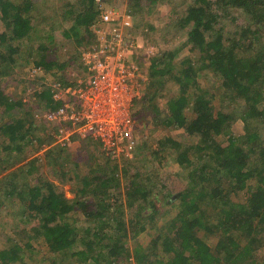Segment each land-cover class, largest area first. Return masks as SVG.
<instances>
[{
    "label": "trees",
    "instance_id": "trees-1",
    "mask_svg": "<svg viewBox=\"0 0 264 264\" xmlns=\"http://www.w3.org/2000/svg\"><path fill=\"white\" fill-rule=\"evenodd\" d=\"M102 1L109 6L117 3ZM45 2L0 0V19L6 26L0 39L41 40L40 15L55 9ZM76 2L67 3L61 16L60 10L55 12L56 25L70 19L72 26L69 32L63 28L64 34L71 32L79 46L86 43L85 47H90L95 35L88 29L98 16L95 0ZM152 3L155 0H129L133 7L129 12L138 27L146 25L142 12L147 9L151 14ZM173 16L177 17L174 25L163 32L184 30L191 54L179 61L178 54L171 50L151 57L147 89L134 100L133 110L141 106L134 118L140 124L144 114L152 113L156 125L169 131H184L196 141L184 144L168 137L159 142V150L153 151L155 156L166 151L174 154L181 169L178 177L187 185L173 201L179 208L177 215L152 242L149 251L139 243L131 250L127 243L139 238L148 225L163 215L164 202L171 197L161 199L159 179L151 175L142 178L140 173L131 175L125 169L121 174L118 165L110 166L108 162L95 164L90 175L81 179L75 165L69 179L78 180L83 187L73 200L51 180L44 179L37 168L41 156L30 158L27 149L53 142L44 138L37 118L39 112L57 110L61 103L53 100V86L47 85L28 99L8 95L7 85L12 82L11 72L18 64L16 55L20 49L11 45L4 53L0 45V133L4 139L0 145V207L5 202H19L20 221L33 223L23 239H9L0 246V264H30L28 259L36 251L34 245L41 239L53 254L51 261L58 258L61 264H264V254L259 250L264 246V134L260 132L264 129V0H192L183 10L172 11ZM243 17L248 20L244 27L233 29ZM230 18L233 25L229 26L226 20ZM83 28L87 33L79 37L76 32ZM149 28L155 30L150 24ZM41 49L46 53L36 59L30 70L47 74L55 69L65 71L69 62L76 60L59 63L54 59V48L42 43ZM207 72L221 81L220 88L227 93V100H222L219 107L215 104L216 94L199 82ZM59 82L77 85L66 74L60 76ZM169 83L176 84L178 91L168 96L163 113L159 101L166 98ZM238 120L244 124L245 135L241 137L233 133ZM221 137L226 138V145ZM137 149L136 145L133 153ZM103 156L110 161L104 153ZM61 158L55 149L46 156L50 165ZM18 162L20 168L13 176L24 182L19 179L7 184V166ZM53 171L60 175L61 171ZM36 173L38 178L32 184ZM251 181L255 184L249 187L246 202L231 200V194L247 190ZM87 194L92 197L86 198ZM207 207L214 211L215 224ZM74 212L82 213L86 228H76L69 222V215ZM216 232L220 236L213 249L202 233L214 236Z\"/></svg>",
    "mask_w": 264,
    "mask_h": 264
},
{
    "label": "rangeland",
    "instance_id": "rangeland-1",
    "mask_svg": "<svg viewBox=\"0 0 264 264\" xmlns=\"http://www.w3.org/2000/svg\"><path fill=\"white\" fill-rule=\"evenodd\" d=\"M46 5L50 8H55L54 10H47L42 12L39 19V35L42 36L41 40H24V41H13L7 39L5 42L0 39V45L3 46L2 51L6 53L5 50L9 46L13 45L20 49V53L16 55L18 58V64H15L14 69L11 72L12 82L7 85L6 93L8 95H14L16 97H22L23 99H28L33 96L35 90H43L44 85L53 86L62 74H66V77L71 82H80L85 81L87 78V71L81 69V55L89 47H85L86 43L83 45H78L75 34L71 32L69 34H64L63 28L69 32L73 23L70 19H67V22L64 20L62 24L56 25V11L60 10L59 16H61V9L68 8L67 3L71 2L76 4L77 0H45ZM149 1V0H148ZM192 0H155V3L151 4L153 6V11L151 14L147 13V9L143 10L142 14L144 16L143 21L146 22V25L140 27L137 26V20L135 19V28L133 33L137 38V43L140 47L139 54L131 58L134 64L141 65L142 72L145 76L148 77V70L150 65L151 57L163 53L165 51H173L178 54L176 60L182 59L184 56L191 54L189 51L190 46L186 45V34L184 30H167L163 32L167 27H172L177 20L176 16L172 17V11L183 10ZM64 2V3H63ZM116 4L112 7L121 9L122 11H131L133 8L129 4V0H116ZM182 8V9H181ZM240 13V12H239ZM243 16H246L243 14ZM49 17V18H47ZM247 18H239L237 23L234 25L231 23V18L226 20V23L230 26L233 25V29L244 27V24L247 23ZM149 24L155 28L154 31H151ZM52 25H55V29L51 28ZM140 25V24H139ZM46 26V27H44ZM42 29V30H41ZM57 29V31H56ZM6 32V26L3 20L0 19V36ZM79 37H84L86 35V30L80 29V32H76ZM51 36V38H50ZM42 43L45 45L48 44V48H54L55 56L54 59L59 63H66L73 58H76L74 63L70 61V66L65 71H58L55 69L53 73H39L36 77H32V70H30L33 63L39 56H43L46 52L41 49ZM86 49H85V48ZM73 63V64H72ZM203 76V75H202ZM9 80V78H8ZM6 82V79H3V83ZM202 87L207 90H210L213 94H216V106H221L222 100L226 101L228 96L226 92L220 88L221 81L216 79L211 73L207 72V75L204 74L203 77L199 79ZM146 83V84H145ZM139 84V91L142 94L147 89V83ZM178 91V87L174 83H169L166 86L165 97L159 101L160 109L165 110L166 104L168 101V96H173ZM226 93V94H225ZM75 102V101H74ZM141 106L135 108L134 112L140 110ZM149 111V110H146ZM46 111L39 112L37 126L42 135L47 140L52 139L53 142L49 145H44L39 147L30 146L28 151V156L31 158L36 157V155L41 156V160L37 165L41 176L44 179L51 180L60 192H64L69 200H73L78 192L81 190L83 185L78 180H70L71 171L74 166H78V173L81 179L90 175L91 169L94 168V165L99 164L103 165L106 162L110 163V166H117L121 174L123 170H128L131 175L140 173L141 177L144 178L146 175H151L159 179L161 184H159L157 190L161 193L160 197L165 196L171 197V199H165L163 209V215L160 216L159 220H154L151 223L147 231L142 234L139 238L135 240H128L130 249L136 247V244H142L145 248V251H149L152 242L160 236V232L165 228L170 220H172L178 213L179 208L176 206L173 201L177 198L178 194L186 188L187 183L182 179H179V174L181 169L179 168L176 156L174 154L166 152H161L159 155L155 156L154 152L159 150V142L164 138L171 137L176 141H180L184 144H193L195 139L189 138L185 135L184 131H169L164 126L156 125L153 120L152 113L144 114L145 118L142 119V123L138 125V131L136 134L137 146L138 149L136 153H132L131 157L127 161H122L121 163L114 161H105L101 146L98 144V141L94 143L93 139L82 140L77 135L73 136L71 144L67 147H61L57 141L54 139V136L59 133V130L64 126L62 124H52L45 120L44 115ZM164 113V112H163ZM165 117V114L162 115V119ZM261 134H264V129L260 130ZM233 133L236 137H241L245 135L244 124L241 120L236 121L233 125ZM4 139L0 133V145L3 144ZM91 140V141H90ZM223 145H226V138H220ZM93 141V142H92ZM52 144V145H51ZM60 146V147H59ZM3 148V146H2ZM63 148V149H62ZM55 149L62 154V158L58 159V162L54 165H50L49 161L46 159L47 153ZM37 150V151H36ZM154 151V152H153ZM160 152V151H159ZM4 153V152H3ZM2 153V154H3ZM55 157H58L55 155ZM63 165L65 167L62 171ZM3 166H6L5 164ZM20 162L15 166H7L5 175L8 180L7 184L10 182H17L21 180L20 183H23L24 179L13 176L14 173L19 170ZM60 173L57 175L54 173V169ZM63 172H68L66 177H63ZM40 176V178H41ZM2 177V176H1ZM0 177V179H1ZM38 176L37 173L33 176V181H28L32 184H35ZM39 178V179H40ZM255 184L254 181L249 182L247 190L239 192L237 194H231V200L236 203H244L247 201L249 187H253ZM157 191V193H159ZM112 194L115 195L116 192L112 191ZM91 194H87L86 198H89ZM95 195V194H94ZM92 197V195H91ZM162 201V202H163ZM172 205H171V204ZM21 207L20 203L12 204L8 202L0 207V246L5 245L9 239L20 240L23 239L26 235V229H30L32 224H25L21 222V217L18 213L19 208ZM209 216L211 215V222L215 224L216 216H214L211 207L205 209ZM69 222L73 224L76 228H86L87 223L81 212H74L69 215ZM215 219V220H214ZM202 238L206 243L211 246L213 249L216 246L217 240L219 238V233L216 232L214 236L212 234L205 235L202 233ZM27 239V238H26ZM264 241V240H263ZM35 246V254L33 258L29 257L30 264H61L62 262L57 258V261L52 262L53 254L50 252L46 243L39 240L38 245ZM76 250V249H75ZM261 253L264 254V246L259 249ZM29 256V253L26 252ZM159 251L158 255H161ZM55 256V255H54ZM124 264H133L132 262H127Z\"/></svg>",
    "mask_w": 264,
    "mask_h": 264
},
{
    "label": "built area",
    "instance_id": "built-area-1",
    "mask_svg": "<svg viewBox=\"0 0 264 264\" xmlns=\"http://www.w3.org/2000/svg\"><path fill=\"white\" fill-rule=\"evenodd\" d=\"M95 8L98 16L88 29L95 40L81 55L87 78L76 86L54 83L53 100L61 107L46 111L44 118L64 125L54 136L61 147L71 144L74 135L91 138L111 161L121 163L136 148L134 100L141 96L139 84L149 79L131 60L141 51L133 33L134 16L102 0H95ZM39 73L34 69L31 76Z\"/></svg>",
    "mask_w": 264,
    "mask_h": 264
}]
</instances>
